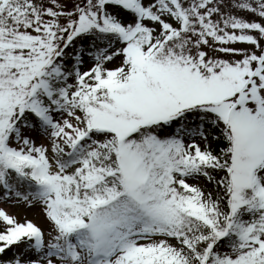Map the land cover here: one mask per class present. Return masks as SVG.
Segmentation results:
<instances>
[{"label": "snow or ice", "instance_id": "6c2138e0", "mask_svg": "<svg viewBox=\"0 0 264 264\" xmlns=\"http://www.w3.org/2000/svg\"><path fill=\"white\" fill-rule=\"evenodd\" d=\"M0 264H264V0H0Z\"/></svg>", "mask_w": 264, "mask_h": 264}, {"label": "rangeland", "instance_id": "374dc122", "mask_svg": "<svg viewBox=\"0 0 264 264\" xmlns=\"http://www.w3.org/2000/svg\"><path fill=\"white\" fill-rule=\"evenodd\" d=\"M37 213H38V210H35V212L29 213V217L32 218V219H35L37 223H39V224H41L43 226H46L43 216L39 215Z\"/></svg>", "mask_w": 264, "mask_h": 264}]
</instances>
